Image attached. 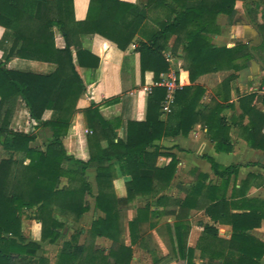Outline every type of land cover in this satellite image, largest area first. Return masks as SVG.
I'll return each mask as SVG.
<instances>
[{
	"label": "trees",
	"instance_id": "16d2710c",
	"mask_svg": "<svg viewBox=\"0 0 264 264\" xmlns=\"http://www.w3.org/2000/svg\"><path fill=\"white\" fill-rule=\"evenodd\" d=\"M242 1L245 16L261 37L259 44L216 46L211 42V35L221 31L217 15L225 14L231 23L236 0H146L141 5L122 0H89L82 20L74 18L73 0H0V25L12 38L9 49L0 57V148L5 152L0 157V264H51L47 254L38 255V241L54 244L61 238L64 222L56 216L77 221L89 209L88 197L93 194L86 175L88 168L95 169V208L103 216L92 221L87 236H105L111 245L101 249L92 243L79 244V232H74L70 239L61 242L54 264H130L131 246L145 240L142 227H155V219L162 214L175 215V220L166 224L170 248L166 255L153 257L152 264L174 260L195 264V249L205 264L260 263L264 242L251 230L264 221V199L246 197L242 192L234 200L239 192L235 188L226 196L229 178L237 175L241 164L224 166L209 155H202L220 183L207 181L208 174L197 171L194 182L185 188L184 197L171 198L163 192L171 185L178 160L175 154L162 151L163 146L158 143L163 138L187 135L199 124L206 127L216 151L232 149L230 125L221 113L224 108L233 107L225 102L235 74L228 75L217 87L216 94L226 95L207 104L201 102L205 88L194 81L205 73L238 71L247 67L250 59H258L264 43V0ZM159 8L165 16L156 20L158 29L148 40L136 42L141 75L151 71L153 80L159 81L160 75L170 69L164 51L174 35L171 53L180 65L175 73L180 80L188 78L189 83L175 92L174 104L167 114L161 110L165 88L153 86L146 95L144 118L128 120L122 139L116 134L120 118L105 119L99 113L101 105L117 102V96L77 108L85 91L79 67L99 64V57L81 46L80 35L98 33L124 50L149 11ZM56 33L63 39L61 47L55 43ZM1 43L0 40V49ZM13 56L51 62L54 69L35 73L9 68L6 64ZM260 97L264 103V94L241 95L238 102L242 111L233 121L247 144L264 153V112L255 107ZM18 98L36 122L35 128L51 132L44 150L34 143L36 133L10 127ZM46 110L53 113L49 119L43 118ZM77 113H81L86 127L85 159L67 153L62 141ZM245 117L248 121L243 125ZM160 155L170 158L162 167L156 165ZM64 160L69 161L67 168L62 167ZM123 176L129 177L125 181L126 194L118 197L113 180ZM63 178L67 180L64 184ZM138 196L153 201L137 208L135 217L128 221L130 244H126L123 209ZM168 202L172 209H159ZM191 209L203 210L213 223L230 225L229 238L220 237L214 224H204L195 247L189 246ZM23 218L38 223V241L24 236Z\"/></svg>",
	"mask_w": 264,
	"mask_h": 264
},
{
	"label": "crops",
	"instance_id": "0c3cea01",
	"mask_svg": "<svg viewBox=\"0 0 264 264\" xmlns=\"http://www.w3.org/2000/svg\"><path fill=\"white\" fill-rule=\"evenodd\" d=\"M132 4H143L146 0H122ZM89 0H73V14L76 20H82L87 13ZM236 14L231 23L228 22L225 14L217 15L216 22L220 26V33L211 35V42L216 46H232L236 42L247 43L250 38L255 35L252 32L254 27L249 23L243 11V1L236 0ZM165 16V11L161 8L149 11L148 18L143 21L139 30L133 37L132 42L126 49L121 50L111 40L101 36L98 33L81 34V46L99 57L97 67H79V72L85 84V91L77 101V108L82 109L89 106L92 102L100 103L105 99L117 96L115 103L104 104L99 107L100 115L105 119L118 117L121 125L116 129V134L124 139L126 135V123L128 120H142L145 113V100L147 92L145 87H150L154 80L151 71H146L141 75L139 53L135 50L138 40L146 41L158 29L156 20H160ZM261 38V37H260ZM175 36H171L167 47L164 51L166 59L170 62V70L178 71L180 65L171 53V47ZM1 49L0 57L3 51L6 53L11 45L12 38L9 31L0 25ZM261 40V39H260ZM55 43L61 47L63 39L56 33ZM255 44V43H253ZM259 44V43H257ZM251 60L249 65L238 71L223 70L199 75L194 83L205 88V93L201 98L203 104L210 103L211 100H221L225 96V92L216 94L217 87L221 81L228 75L234 73L235 77L229 83L228 101L233 107H226L222 111V115L226 118L230 125V141L232 149L230 151H216L214 143L209 139L206 133V127L196 124L187 135L179 134L175 137L163 138L158 143L163 146L161 149L170 152L177 157V166L175 175L171 181V185L163 192L171 198H183L185 188L195 180L196 172L208 174L207 181L213 184H219L221 179L213 174L210 163L202 158V155H209L217 163L228 166L231 164H241L236 176L231 175L226 190V196H230L232 189H239L234 196V200L241 197L243 192L246 197L264 199V153L260 149L251 148L240 134V127L233 121L241 114L238 98L247 93L257 92L259 95L264 94V71L255 70ZM7 67L22 71H31L35 73H48L54 69L51 62L23 59L13 56L7 62ZM188 77V76H187ZM184 84H188V78L182 79ZM261 97L255 102V107L264 112V103ZM51 110H46L43 118L49 119L52 116ZM165 117V116H164ZM163 117V118H164ZM248 119L245 117L241 123L245 125ZM36 122L29 116L28 110L21 98L17 99L14 113L11 119L10 127L13 130L23 132L36 133L35 144L45 149L51 132L47 128H35ZM83 118L81 113H77L71 122L67 134L62 137L63 144L67 153L73 154L80 158H87L88 151L85 142ZM264 133V127H263ZM170 158L160 155L156 160V165L162 167L168 163ZM69 161L64 160L62 167L67 168ZM88 180L92 184L93 196L88 197L89 209L77 221L65 219L56 216L64 222L61 229L62 236L54 244L47 241L39 240V225L35 221L26 218L22 222V231L25 237L37 240L42 251H52L50 261L54 264L55 254L64 239H70L74 232H79L78 243H92L101 249H107L111 245V240L105 236H97L91 239L87 236V230L91 226L92 221L103 216V213L95 208L94 195L97 193L95 185V169L88 168L86 170ZM128 176L117 177L113 180L115 194L118 197L125 196V181ZM65 178L62 183H66ZM153 199L147 196L136 197L129 205L123 209V238L126 244H130L128 221L136 215V209L145 206L147 202ZM164 206H160V210L172 209L170 202ZM154 208V207H152ZM176 209V208H175ZM190 231L187 238V244L195 247L198 237L203 230L204 224H214L217 227L218 235L223 238H229L231 226L228 224L213 223L203 210L191 209L189 212ZM157 224L155 227L149 228L144 224L143 236L144 241L139 240L131 246L132 258L130 264H152L153 257H162L169 252L170 238L166 228V224H170L175 220L174 214H162L155 219ZM26 225V226H25ZM251 233L264 242V221L261 226L251 230ZM195 264H205L204 260L199 257V250L194 251ZM168 264H180L179 261H172ZM259 264H264V257Z\"/></svg>",
	"mask_w": 264,
	"mask_h": 264
},
{
	"label": "built area",
	"instance_id": "2783aa9c",
	"mask_svg": "<svg viewBox=\"0 0 264 264\" xmlns=\"http://www.w3.org/2000/svg\"><path fill=\"white\" fill-rule=\"evenodd\" d=\"M184 85L183 81L179 79L178 75L173 70H168L160 75L159 81H154L150 87H145L147 93L151 91L153 86H162L165 88V98L161 105V110L164 114L171 111L174 104L175 92Z\"/></svg>",
	"mask_w": 264,
	"mask_h": 264
},
{
	"label": "rangeland",
	"instance_id": "374dc122",
	"mask_svg": "<svg viewBox=\"0 0 264 264\" xmlns=\"http://www.w3.org/2000/svg\"><path fill=\"white\" fill-rule=\"evenodd\" d=\"M262 40H260L259 43H261ZM258 56V59L256 61L257 65L255 66V70L256 71H259L260 69H262L264 71V43L263 45L260 47V51L258 52L257 54ZM2 156H5V152L1 150L0 148V157ZM26 218H23V221L25 220ZM23 225V224H22ZM26 226V225H25ZM42 253H45L49 256V258L51 257V253L52 251H48V250H45V251H42ZM41 253V254H42Z\"/></svg>",
	"mask_w": 264,
	"mask_h": 264
},
{
	"label": "water",
	"instance_id": "95a60500",
	"mask_svg": "<svg viewBox=\"0 0 264 264\" xmlns=\"http://www.w3.org/2000/svg\"><path fill=\"white\" fill-rule=\"evenodd\" d=\"M253 31V33H254V37L253 38H250L249 39V41H252V43H255V44H257V43H259L260 42V36L257 34V32H256V30L255 29H252ZM251 63H252V66H255V65H257V63H256V61L255 60H251Z\"/></svg>",
	"mask_w": 264,
	"mask_h": 264
}]
</instances>
